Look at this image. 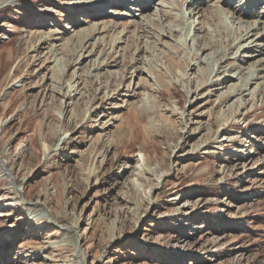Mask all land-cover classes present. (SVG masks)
<instances>
[{
    "label": "rangeland",
    "instance_id": "374dc122",
    "mask_svg": "<svg viewBox=\"0 0 264 264\" xmlns=\"http://www.w3.org/2000/svg\"><path fill=\"white\" fill-rule=\"evenodd\" d=\"M185 3L0 0V264H264V0Z\"/></svg>",
    "mask_w": 264,
    "mask_h": 264
},
{
    "label": "bare ground",
    "instance_id": "6f19581e",
    "mask_svg": "<svg viewBox=\"0 0 264 264\" xmlns=\"http://www.w3.org/2000/svg\"><path fill=\"white\" fill-rule=\"evenodd\" d=\"M201 2V0H186V6L187 7H192L193 9L194 8H197L198 6L197 5H199V3ZM143 9H145V7H141V10H143ZM197 13H199L198 12V10H196L195 11V13H194V15H196ZM111 14V13H110ZM222 14H224L225 15V17H226V19L228 20V22H234L235 20H237L238 22H241V19L240 18H238V16H237V11H235V10H231V11H227V13L225 14V12H223L222 11ZM252 16H253V18L255 19V21H256V23L257 24H261V23H263L264 24V21H261V17H260V15L258 16V14L256 13V12H253L252 13ZM253 19V20H254ZM255 24L252 22V23H250V28L248 27V30H246V35L251 31V30H256L258 27H257V25L256 26H254ZM145 24H143V27L145 28ZM191 26V23L189 24V22H188V27H190ZM247 48V47H246ZM251 77L253 78H255V75H254V71H252L251 73ZM232 77V76H231ZM133 133H134V137H137L138 136V133H137V128H136V126H133ZM0 168L1 169H3L1 166H0ZM0 169V170H1ZM3 171V170H2ZM5 172V171H4Z\"/></svg>",
    "mask_w": 264,
    "mask_h": 264
}]
</instances>
